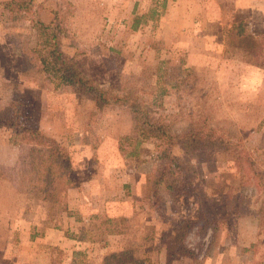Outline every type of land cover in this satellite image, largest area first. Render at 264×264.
Segmentation results:
<instances>
[{
  "label": "rangeland",
  "instance_id": "374dc122",
  "mask_svg": "<svg viewBox=\"0 0 264 264\" xmlns=\"http://www.w3.org/2000/svg\"><path fill=\"white\" fill-rule=\"evenodd\" d=\"M34 2L58 29L64 54L98 83L132 92L157 113L177 114L171 118L177 134L188 130L190 119L205 120L264 170V63L225 51L228 30L242 20L252 36L262 37L264 0ZM35 45L30 18L0 20V108L14 105L17 119L65 146L77 185L60 192L62 202L39 198L34 185L40 182L30 166L34 138L20 136L15 143L12 129L0 126V231L7 235L0 237V248L31 245L34 264H104L107 255L125 249L148 264L264 263V243L244 251L260 240L254 213L235 223L221 221L219 231L201 228L227 214V201L238 190L253 188L242 181L234 150L173 147L177 189L170 192L161 181L156 193L154 174L164 162L160 142L148 139L139 155L127 156L134 146L122 140L134 127L127 108L111 104L100 110L41 65L24 74L21 49ZM103 215L126 217L128 231L85 240L96 232L89 229L92 218ZM178 224L190 225L185 243L192 256L176 249ZM22 251L19 264L28 258Z\"/></svg>",
  "mask_w": 264,
  "mask_h": 264
},
{
  "label": "trees",
  "instance_id": "16d2710c",
  "mask_svg": "<svg viewBox=\"0 0 264 264\" xmlns=\"http://www.w3.org/2000/svg\"><path fill=\"white\" fill-rule=\"evenodd\" d=\"M35 0H2L0 2V20L4 22L19 21L30 18L31 27L35 31L36 45L21 49L22 71L30 74L40 67L49 71L50 75L56 77L60 83L68 84L73 91L84 97L95 101L97 107L103 110L108 105L126 107L133 120V131L131 134L122 137V140L134 144L133 148L126 152L127 156H137L141 152V145L148 139L155 138L163 147L164 158L156 169L153 179L154 191H159L161 181H165L166 188L170 192L177 189L179 181L173 170V166H178V159L172 152L173 147H180L186 152H196L200 150L228 151L234 150L239 172L242 181L246 180V186L253 187L250 192H240L239 190L227 201V214L224 216H214L213 219L205 221L201 227L206 230L212 226L214 230H222L221 221L237 222L240 215L252 212L257 215L260 224L258 235L259 241L253 242L249 248L244 247V251L258 248L264 243V170L255 167L256 161L252 155L240 152L238 142L225 132L220 131L205 120H189L188 130L184 134H177L174 131L171 118L177 116L172 113H157L140 102L132 92L125 94L113 92L106 86L98 83L94 78L80 69L76 61L67 57L62 51V41L59 31L54 27L53 22H45L41 16V11ZM138 20L134 21L132 28L135 30L139 25ZM225 51L232 57H238L253 65L264 63V34L261 38L252 36L247 29L246 21L238 22L227 32L225 39ZM14 105H7L0 108V126L12 129V141L19 142L18 137H33L34 148L30 157V166L35 175L38 196L41 199L52 197L53 200L62 202L60 192L77 185V175L72 163V156L69 150L61 145L57 139L44 133L37 128L25 124L17 119ZM29 134V135H28ZM121 140V141H122ZM122 141V142H123ZM121 147L123 148V143ZM248 163V167L246 166ZM40 164V165H38ZM41 167L40 171L39 168ZM250 169V171H249ZM255 179V182L252 179ZM40 184V185H39ZM68 211L66 202L62 208ZM90 221V231H96L88 241H94L102 235L123 234L129 229L126 217H112L103 215L94 216ZM100 220V221H95ZM174 242L176 249L183 255H191L192 251L185 243V238L190 231V225L178 224L175 226ZM33 238V237H32ZM264 254V251L262 252ZM104 264H148L146 258H141L133 254L132 250L125 249L107 255ZM264 264V263H263Z\"/></svg>",
  "mask_w": 264,
  "mask_h": 264
},
{
  "label": "crops",
  "instance_id": "0c3cea01",
  "mask_svg": "<svg viewBox=\"0 0 264 264\" xmlns=\"http://www.w3.org/2000/svg\"><path fill=\"white\" fill-rule=\"evenodd\" d=\"M65 55H67V54L65 53ZM67 56L70 57L69 55H67ZM48 233H50V232H48ZM5 236H7L6 233L4 234V232L0 231V237L5 238ZM21 250H24V251H22V253H26L28 256V258L26 260H23L22 263L23 264H34V262H32V257L29 258L30 252H36V251H32L31 245H23L20 247L19 246L18 247L13 246L12 248L10 246H2L0 248V264H19L20 261L22 260L21 255H20ZM35 257H36V254L34 255L33 259H35ZM12 258H14V259H12ZM35 264H37V263L35 262ZM39 264H42V262Z\"/></svg>",
  "mask_w": 264,
  "mask_h": 264
}]
</instances>
